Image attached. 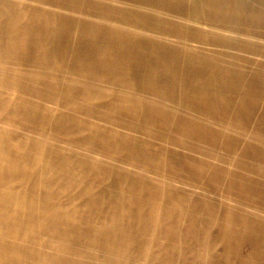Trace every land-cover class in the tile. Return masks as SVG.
<instances>
[{
  "label": "bare ground",
  "instance_id": "bare-ground-1",
  "mask_svg": "<svg viewBox=\"0 0 264 264\" xmlns=\"http://www.w3.org/2000/svg\"><path fill=\"white\" fill-rule=\"evenodd\" d=\"M61 1L68 6L62 7L66 16L81 15L79 10L84 15L92 7L82 3L73 10L71 0ZM44 2L0 0V264H229L216 257L209 229H224L225 224L250 229L255 224L235 214L227 219L209 202L190 204L184 194L183 200L176 199L178 191L164 178L162 167L167 159L174 160L172 144L196 156L193 152L199 149L186 140L197 126H181L178 116L168 122L161 118L175 94L232 105L236 98L228 93L237 92L228 78L216 84L204 76L192 78L145 63L134 39L193 58L199 46L182 35L191 40L204 31L236 33L241 0L114 1L131 14L130 21L115 22L102 39L103 47L80 49V54L72 48L63 58L55 57L56 41L97 39L95 27L85 22L84 32L68 33L64 40V33L35 29L36 15L52 21L50 12L42 9ZM106 6L113 5H95L100 10ZM149 13L179 19L195 32L186 33ZM30 36L52 38L53 46L34 45ZM124 44L123 50L116 47ZM210 54L221 63L231 57L210 50L200 55ZM148 110L149 122L142 115ZM167 126L184 138L167 136L160 129ZM199 131L208 133L202 127ZM141 132L157 136L163 147H153L154 140ZM164 142L171 143L170 151ZM126 162H145L159 174L151 183L131 178L119 170L118 164ZM195 164V170L219 173L204 159ZM213 164L224 171V165ZM159 195H166V202L170 197V203L160 202ZM113 196L117 200L108 199ZM105 200L108 216L103 218ZM192 215L200 219H189ZM162 223L170 225L172 238L161 236ZM182 229L201 238L198 249L178 234ZM259 241L264 244V236Z\"/></svg>",
  "mask_w": 264,
  "mask_h": 264
},
{
  "label": "rangeland",
  "instance_id": "rangeland-1",
  "mask_svg": "<svg viewBox=\"0 0 264 264\" xmlns=\"http://www.w3.org/2000/svg\"><path fill=\"white\" fill-rule=\"evenodd\" d=\"M45 1L43 3L45 6L42 9L50 12L52 21H43L36 15L34 17L35 29L47 28L64 33V37L62 36V40H64L68 33H72V36H74L75 33L84 32L83 23L86 22L90 26L94 25L98 37L92 40L80 36L75 41L68 39H65L66 42L65 40L56 41L57 50L55 49V57H66L64 54L68 53L69 50L71 51L72 48L80 54V49L87 50L94 49V47H103L105 43L103 41L105 40L104 36L108 34L109 29L116 26L114 23L128 22L131 18L130 13L124 12L121 10L123 8L115 6L114 1L120 0H71L69 3L72 5L68 4L69 9L78 10L80 9L79 5L82 3H92V7L87 6L89 13L83 15L84 12L79 10V14L81 15H67L68 17L62 10V7L67 5L62 3L61 0ZM108 1L113 6H106L107 10H100L95 7V5L101 2L108 4ZM241 2L242 13L238 17L239 23L234 26L238 28L236 30L237 34H228L221 31H204L201 34V38L192 37V41L188 36L182 35V37L189 40L192 46H196V43L199 46L196 52L193 53V58L181 57L178 53H171V50L166 53L163 48L158 49L155 45L151 46L148 41L139 40L138 42L137 39H134V41L136 44H140L142 59L145 63L160 64L163 67L169 68V72L177 71L184 76H193L192 78L204 76L210 82L212 81L216 84L218 81L228 78L230 80V87L232 86L237 92V95L228 93V95L236 98V102L232 101V105H224L218 100L217 102H214V100L208 102V100L192 98L189 95L181 99L179 98V93L172 96L173 99L169 101L172 107L171 109L164 110L165 113L162 114L161 121L168 122L172 117L175 119L180 117L183 121L181 126L189 123L196 124L197 128L192 133V136L188 137L189 140L186 141L199 150H194L196 151L193 152L196 155L194 156L189 154V152L187 153V148L164 142L167 146L166 149H169L170 145L171 148L173 147L170 149L171 152L174 151L173 156L175 157L174 160L170 158L171 160L167 159L168 161H165L167 165H163L162 175L166 180L169 181L170 179L173 186L175 185V188H173L169 183L171 188L178 191L177 200H179L178 198L183 200L184 197L181 195L184 194L187 201H190V204H194L191 202L192 200L194 202H209V204L216 206L221 215L227 219L230 216L234 217L236 215V217L249 219L250 226H253L252 223L255 224V227L250 229H237L227 224L224 225V229H209L210 235H207L211 236V240L214 241V249L212 250H214L218 259H226L229 264H264V244L259 241L264 236V0H241ZM149 15L159 18L161 21H172L174 25L185 30L186 33L195 32V29L179 19L170 20L169 18L151 13ZM106 25H108V28ZM29 40L34 45L46 46H53L54 42L52 38L41 39L32 36H30ZM124 46L127 45H117L116 47L123 50L126 48ZM207 50L231 57L228 62L221 63L213 54H210L209 58L200 55L201 52ZM57 52H59V55H57ZM201 59L206 61H201ZM173 83L176 82L172 81L171 84ZM184 83L186 84H181L187 87L188 83ZM185 86H183V89H186ZM189 89L200 91L196 88ZM149 113L150 111L148 110L142 114L147 122L150 120ZM201 127L207 129L208 133L200 132ZM160 129L166 131L167 136L172 137H177L176 135L181 133L176 128L170 126L161 127ZM143 133L145 134V132H141L140 136L143 137ZM80 135L77 134L76 137ZM146 137L149 141L154 140L153 147H163L159 144L162 141L157 136L153 137V135L145 134L143 138ZM178 138L183 139L184 136L180 134L177 137V141L179 140ZM203 159L210 163V165L212 164V168L220 174L217 172L209 173L207 171L206 173L205 170H195L191 166V164L196 166L195 163H202ZM213 163H217L219 167L224 165V171L218 169ZM118 165L122 173H131L129 174L131 178L139 176L148 183H151V180L153 182L154 175L159 174L157 169H152V165L145 162H140V165L129 164L127 162ZM117 192L120 191L117 189ZM115 196L108 199L117 200ZM157 198L164 204L171 201L169 197L170 201L166 202L168 199L166 195H159ZM121 202L128 205L126 200H121L120 204H122ZM101 205L103 206L102 216L104 218L108 216V206L106 205H109V202L105 200ZM194 207L197 210L198 207L195 205ZM189 219L200 218L192 215ZM134 223L135 221H133ZM169 226L168 223L161 224V236L172 238V235H168ZM183 231L184 229L180 230L178 234L185 240L187 239V242L192 243L195 249H198L201 238L190 237L189 233H186V231L183 233ZM131 232L133 233V231ZM240 232L242 233L241 236L239 235ZM195 233L202 234L199 231ZM236 234L241 238L234 237ZM221 235L226 237L223 238ZM227 237L232 239L229 238L228 241H225ZM238 239H241V241L234 243ZM231 241L233 242L231 243Z\"/></svg>",
  "mask_w": 264,
  "mask_h": 264
}]
</instances>
